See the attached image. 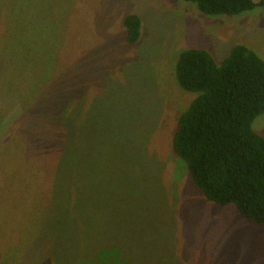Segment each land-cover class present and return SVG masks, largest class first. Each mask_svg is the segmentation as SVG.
Instances as JSON below:
<instances>
[{
	"label": "rangeland",
	"instance_id": "rangeland-1",
	"mask_svg": "<svg viewBox=\"0 0 264 264\" xmlns=\"http://www.w3.org/2000/svg\"><path fill=\"white\" fill-rule=\"evenodd\" d=\"M129 13L142 17L136 44ZM237 43L264 59V7L217 16L183 0H0V264L55 249L31 229L68 206L93 228L73 248L53 241L68 247L63 264H264V226L208 200L172 149L196 96L177 83L179 54L202 47L221 63ZM253 129L264 136V112ZM64 154L74 170L62 204ZM112 247L121 262L100 259Z\"/></svg>",
	"mask_w": 264,
	"mask_h": 264
},
{
	"label": "trees",
	"instance_id": "trees-1",
	"mask_svg": "<svg viewBox=\"0 0 264 264\" xmlns=\"http://www.w3.org/2000/svg\"><path fill=\"white\" fill-rule=\"evenodd\" d=\"M183 1L195 3L203 14L217 16H234L264 7V0ZM123 25L127 42L138 43L142 35V17L129 13ZM175 75L178 85L196 96L178 115L172 139L173 152L186 163L192 180L208 200L223 206L234 204L247 220L264 226V136L253 129L254 120L264 112V59L240 43L232 46L221 63L206 48L193 47L179 54ZM66 150L69 152V147ZM65 158H69L68 155L61 156L57 174L58 185L64 186L60 189L64 195L59 197L62 204L66 196L69 197L74 170L73 162ZM69 207H62L56 215L48 211L50 225L43 223L42 230L39 225L31 229L49 236L50 241H42V235L38 241L40 245L53 243L55 248L46 254L37 248L35 254L39 261L36 264L67 263L69 253L65 244L75 247L76 232L83 238L85 228H93L92 218ZM59 225L60 233H57ZM21 236L17 230L11 233L13 239ZM53 241L67 242L58 246ZM115 250L112 247L100 259L121 262L111 258L110 253ZM15 252L20 253V248ZM80 262L101 261L98 257L82 256Z\"/></svg>",
	"mask_w": 264,
	"mask_h": 264
}]
</instances>
